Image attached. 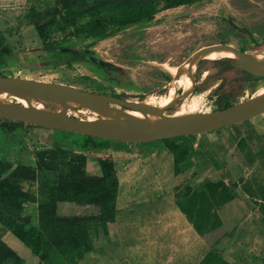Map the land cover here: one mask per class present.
<instances>
[{
  "label": "rangeland",
  "instance_id": "374dc122",
  "mask_svg": "<svg viewBox=\"0 0 264 264\" xmlns=\"http://www.w3.org/2000/svg\"><path fill=\"white\" fill-rule=\"evenodd\" d=\"M165 4L166 0L154 2L157 11L151 20L118 28L113 21L119 13L110 9L78 18L77 23L82 24L93 15L99 16L113 29L108 36L92 37L85 33L74 35L72 26L57 23L65 9L81 7L73 0H0V75L73 83L132 101L150 93L159 100L165 93V84L173 77L165 63L180 67L200 47L225 43L264 57V0H202L171 8H164ZM52 17L55 22L48 24L50 31L43 42L35 25L49 23ZM43 45L55 49L46 50ZM96 59L103 64L96 63ZM245 75L230 58L204 57L193 69L189 96L194 107L189 112L217 110L224 102L233 104L264 92V77L248 80ZM180 94L178 91L172 97ZM176 103L163 109V114H170ZM33 104L59 108L46 101L34 100ZM67 114L84 119L96 116L84 107L77 112L67 109ZM1 123L7 124L0 120ZM8 124L7 131L14 132L16 137L14 140L8 134V148L12 141L23 145L19 152L22 160L20 168L0 181V191L6 194L8 205L18 211L13 214L16 218L12 231H20L27 240L35 239L34 232L27 235L21 230L23 227L32 225L40 231L38 201H54L63 191H83L103 175H118L114 211L99 212V201L113 196L109 191L107 196L91 198L92 203L80 206L76 214L73 211L51 220L76 225L79 231L88 226L82 232L84 239L65 257L70 264L137 261L126 255L127 244L121 243L123 240L112 223L139 209L136 202L153 199L161 202L170 214L182 215L188 227L196 226L192 230L194 237L185 230L182 234L183 256L163 258L164 264H198L211 250H218L234 264H264V113L206 133L174 138L170 140L174 150L162 140L108 139L101 143L98 140L103 138L88 139L72 131ZM206 179H225L239 198L226 204L224 189L200 187ZM21 199L36 201L31 206L35 210L24 209ZM221 206L228 207L235 216L234 211H239L238 217L231 218L224 210L218 214ZM8 212V208L0 209V218ZM239 223L241 227L234 235ZM11 232L7 236L12 238L15 235ZM39 240L37 249H43L54 264L56 249L46 236ZM8 247L0 238V264H20ZM120 247L125 248V258L121 257ZM23 254L30 264H38L37 258H31L34 256L29 248Z\"/></svg>",
  "mask_w": 264,
  "mask_h": 264
},
{
  "label": "water",
  "instance_id": "95a60500",
  "mask_svg": "<svg viewBox=\"0 0 264 264\" xmlns=\"http://www.w3.org/2000/svg\"><path fill=\"white\" fill-rule=\"evenodd\" d=\"M217 48H228L236 53L237 58H230L232 64L250 72L252 76L249 78L264 76V59L255 58L253 54L231 44L219 43L200 47L187 58L191 79H193V69L199 61L206 53ZM90 59L93 57L90 56ZM183 71L181 66L172 78L177 80ZM0 91L15 98V100L0 98V119L125 142L162 140L206 133L264 112V92L222 109L164 115L163 110L142 101L94 92L65 82L0 75ZM191 91L192 89L189 93ZM183 97L184 95L176 97L169 106ZM17 98H24L27 104L18 102ZM34 100L54 103L59 105V108L37 107L33 104ZM112 103H118L121 107H115L111 105ZM83 107L99 113L110 112V115L97 119H84L67 114V109ZM127 109L140 110L143 117L135 118L126 111ZM147 113L151 114L150 118L146 117ZM8 230L9 226L0 224V238Z\"/></svg>",
  "mask_w": 264,
  "mask_h": 264
},
{
  "label": "trees",
  "instance_id": "16d2710c",
  "mask_svg": "<svg viewBox=\"0 0 264 264\" xmlns=\"http://www.w3.org/2000/svg\"><path fill=\"white\" fill-rule=\"evenodd\" d=\"M157 0H73V2L80 4L79 9H73L72 7H68L65 9V13L61 15L59 21L57 23L61 26H72L73 34L79 35L81 33H85L86 36L92 37H105L112 33L113 29H109V25L104 22V20L99 16H91L86 22L82 24L77 23V19L84 15H92L97 11L110 9L119 13L118 17H116L113 23L118 27L124 26L126 24L136 23L143 20H151L154 17V14L157 11L154 2ZM202 0H166V4L164 8H171L178 5L184 4H193ZM55 22V17H52L48 22L43 24H36V31L38 35L41 37L43 42L45 41L46 35L50 31L48 27L51 23ZM49 24V25H48ZM43 48L46 50H54L55 47H49L43 45ZM219 60V59H218ZM96 63L102 65L103 63L96 59ZM231 105V103L224 102L218 109H222ZM2 122L7 123H22L21 121H10L6 119H0ZM184 136H195V134L184 135ZM184 136H178L173 138H165L162 139L164 144L172 149L170 140H174V138H183ZM88 139H93L91 136L86 135ZM108 140V139H105ZM174 150V149H172ZM175 171L179 172L178 167L175 165ZM119 185V178L117 173L115 172L111 176L105 177L101 176V179L94 185L87 186L83 191H73L66 190L60 193V198L54 201H42L38 204L37 209L39 210V230L33 229L31 226L28 228L23 227L25 234L29 235L30 232H34V240H27L24 238L20 231H16L15 233L27 244L32 246L34 253L38 254L41 259H43L48 264H52L51 261L47 259V256L44 255L43 249L38 250L36 243L40 242L41 236H46L49 244L52 245L53 248L58 250L60 254L64 257H68L71 252L75 251L76 247H78V242H81L83 238L82 232H85V227L79 228L76 225H61L57 222H51L53 217L60 216L57 214V201H71L75 202L79 205H87L92 203V199L95 196H107V192H112L113 196L109 198L102 199L99 201V209L101 213H108L114 211L116 209L117 203V188ZM205 190H219L224 189L227 201L239 198V195L230 188L228 182L225 179H221L219 181H211L210 179H206L203 184L200 186ZM12 213H18L15 209H9V212L5 217H2V223L9 226V228L13 227L15 224V219ZM65 216V215H63ZM222 222V221H221ZM56 225V226H55ZM70 226V227H69ZM32 228V229H31ZM88 226L86 227L87 230ZM196 228V226H195ZM206 232V231H205ZM205 238H208L206 233L203 232ZM46 240V241H47ZM9 250L13 253V255L17 258L20 264H26V262L20 258L13 249L8 247ZM88 251V250H87ZM77 254H73L75 257ZM10 261V260H9ZM13 264L14 262L11 261ZM198 264H234L227 258L221 255L218 250L208 251L201 261Z\"/></svg>",
  "mask_w": 264,
  "mask_h": 264
},
{
  "label": "crops",
  "instance_id": "0c3cea01",
  "mask_svg": "<svg viewBox=\"0 0 264 264\" xmlns=\"http://www.w3.org/2000/svg\"><path fill=\"white\" fill-rule=\"evenodd\" d=\"M74 85L77 86L76 84ZM102 140L105 139H100L98 141L103 143L104 141ZM148 192H151V189H149ZM134 194H137V191H135ZM226 202H227L226 204L229 205V203L233 202V200H228ZM136 203L140 205L139 209L133 210L134 212L127 214L125 218L122 217L120 219H117L114 223H112V225L117 228V231L119 232V235L123 240V241L121 240L122 241L121 243L124 246L125 243L127 244L126 247L128 253L126 255L130 256V258L138 259L137 261L134 262H131L129 260L128 264L130 263L131 264H164L162 260L163 258H166L168 256H175L176 258L178 256L182 257L183 256L182 234L185 230V232L190 234V236L194 237V233L192 232V230L194 231L195 228H193L192 226L188 227V223L184 222V217L182 215L175 216L172 213L170 214L165 206L162 207L161 202H156L154 199L146 201L145 203H142L140 201ZM80 206L85 207V205H79L71 201H57V214L70 215L73 211H75L73 214H76V211L79 210ZM223 206H221L218 209L219 210L218 214L222 213V211L224 210V212L230 215L231 218L238 217L239 211L235 209L236 211L234 212L237 213V215L235 216L230 214L233 211L229 210L228 207H223ZM29 210H35V208L29 207ZM36 211L37 214H39V210L37 209V207H36ZM248 214H251V211H249ZM222 222L224 225V222L226 223V220L223 218ZM240 227H241V223H239L238 226L235 227L234 235H237ZM11 231L12 229L9 228V230L3 236V241L11 249H13L15 253L26 262V264H30V263L27 256L24 255L23 253L28 248L32 251V254L34 256L31 258H37L38 264H43V262H45L43 259L40 258L38 254L34 253L32 246H30L25 241H23L15 233V231H12L13 234L15 235L14 237L12 238L8 237L7 234ZM191 249H193L192 245H191ZM120 250H121V257L125 258L123 257L125 255L124 253L125 248L122 247ZM56 251H57V256L54 257L55 259V261H53L54 264H70L69 262L66 261L65 257L58 252V250ZM189 253L192 254L193 252L190 251Z\"/></svg>",
  "mask_w": 264,
  "mask_h": 264
},
{
  "label": "bare ground",
  "instance_id": "6f19581e",
  "mask_svg": "<svg viewBox=\"0 0 264 264\" xmlns=\"http://www.w3.org/2000/svg\"><path fill=\"white\" fill-rule=\"evenodd\" d=\"M261 55L253 54L255 58L264 59V57H262ZM204 57L206 59H219V58H237L238 56L236 53H234L232 50L228 48H217V49H213L209 51L208 53H206ZM181 66L184 71L180 74L177 80H174L172 78L167 81V83L165 84V90H164L165 93L162 95V97L159 100L154 99L153 96L150 93H148L141 99H138L137 101H142L143 103L149 104L151 106H154L156 108L163 110L172 103V101L176 98L172 96H174L179 91L181 93L180 95H184V97L178 100L174 109L171 110L170 114L188 113L190 109L194 107V102L189 96L190 89L193 88V79H191L189 75L188 60H186ZM164 67H166V69L172 74V76L175 75L177 70L180 68V67L170 66L168 63H165ZM203 80H204V77L201 79V81ZM0 98L15 100L13 96H9L6 93L1 92V91H0ZM17 101L25 105L27 104L24 98H17ZM114 104L120 105L118 103H114ZM87 109L90 110V112L96 114V116L93 118H86V119H97L99 117H108L110 115V112L99 113L89 108ZM68 110L77 112L79 109H68ZM126 111L135 118L143 117V113L140 110L128 109ZM170 114H167V115H170ZM146 117L150 118L151 114L147 113Z\"/></svg>",
  "mask_w": 264,
  "mask_h": 264
},
{
  "label": "flooded vegetation",
  "instance_id": "af4514ba",
  "mask_svg": "<svg viewBox=\"0 0 264 264\" xmlns=\"http://www.w3.org/2000/svg\"><path fill=\"white\" fill-rule=\"evenodd\" d=\"M245 73H246L245 78L248 79V80H256V79L258 80V79H261V78L264 77V76H257L255 78H249L250 76H252V74L250 72H248V71H245ZM246 120H248V119H246ZM24 123L25 122H22V123H19V124H24ZM7 124L1 123V125H0V181H3L5 179H7L18 168H20L21 160H22V153H19V152L20 151L22 152L23 145H21L19 142L17 143L15 141H12V142H9V148H8L7 136H8V134L13 135L15 133L14 132L10 133L9 130L7 131L8 125H10V124H8V125ZM25 124H29V125H34V126H37V127L45 128L43 126L36 125V124H31V123H25ZM231 125H233V124H231ZM46 129H49V128H46ZM11 138L16 140L15 135H13ZM6 149H7V151L9 150L10 153L5 154L6 152L4 150H6ZM2 192L3 191H0V209H3V208H8V209H11V210L14 209L10 205H8L6 194L2 195L1 194ZM34 202H36V201H34L33 199L32 200L31 199H27L25 201L22 200L21 204H22V206L24 205V209H25V208H29V207L33 206L32 204H34ZM37 204H39V201L37 202ZM33 208H35V207H33ZM22 212L23 211H21V213ZM12 214H16V213H12ZM6 215H7V213H5L3 215V217H5ZM15 218L16 217L14 216V219ZM0 222L2 223L1 218H0ZM3 225H5V224H3Z\"/></svg>",
  "mask_w": 264,
  "mask_h": 264
}]
</instances>
